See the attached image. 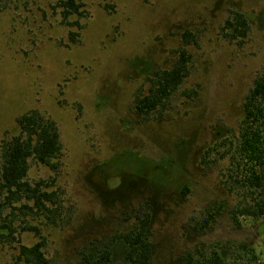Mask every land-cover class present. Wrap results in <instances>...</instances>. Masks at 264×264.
Listing matches in <instances>:
<instances>
[{
	"label": "rangeland",
	"instance_id": "rangeland-1",
	"mask_svg": "<svg viewBox=\"0 0 264 264\" xmlns=\"http://www.w3.org/2000/svg\"><path fill=\"white\" fill-rule=\"evenodd\" d=\"M59 1L0 4V145L24 114L53 120L58 171L32 160L28 179L54 178L64 205L59 225L4 209L0 264H27L17 261L19 247L40 240L28 226L40 228L52 264H79L93 246L109 247V264H122L117 238L146 213L149 264H185L188 253L264 264V217L237 215L242 197L223 185L230 156L222 158L223 148L206 155L238 133L264 67V0H78L84 14L70 16L71 26ZM232 11L250 24L242 42L224 38ZM181 55L187 74L179 88L158 110L138 113L149 79Z\"/></svg>",
	"mask_w": 264,
	"mask_h": 264
},
{
	"label": "trees",
	"instance_id": "trees-1",
	"mask_svg": "<svg viewBox=\"0 0 264 264\" xmlns=\"http://www.w3.org/2000/svg\"><path fill=\"white\" fill-rule=\"evenodd\" d=\"M4 1L0 0V4ZM57 6L63 8L62 19L70 26L73 25L68 20L70 16L84 14V4L78 0H60ZM222 29L225 32L224 38L239 39L242 42L250 30V24L244 14L232 11ZM179 59L172 69L155 71L154 76L149 79L148 94L135 103L134 108L138 113L146 115L158 110L159 106L166 104L176 92L187 74L186 58L181 55ZM243 110L244 116L239 123L238 133L223 143L208 148L206 155L217 152L219 148L225 150L221 156H230V163L224 174L223 185L229 193L234 194L237 190L243 200L236 209L237 215L261 218L264 217V67L256 75L253 86L244 99ZM17 123L18 133L3 140L0 145V213L10 208L12 213L19 211L40 216L49 224L59 225L64 205L59 190L52 189L56 184L55 179L35 182L28 179L32 160L54 172L58 171V164L53 162L62 154L58 127L53 120L38 111L20 116ZM186 191L187 189H184L183 194ZM222 209L223 204H219L214 213L208 215L206 223L214 222ZM138 220L139 224L133 231L117 238L125 243L122 264H149L152 245L147 231L151 215L146 213ZM234 220L236 224H240L237 216H234ZM23 230L33 231L40 240L30 247L21 245L17 261L27 264H52L43 251L45 242L40 228L28 226ZM111 259L112 250L109 247L93 246L82 253L79 264H109ZM186 264L224 262L217 253L212 259L204 262L188 253Z\"/></svg>",
	"mask_w": 264,
	"mask_h": 264
},
{
	"label": "flooded vegetation",
	"instance_id": "flooded-vegetation-1",
	"mask_svg": "<svg viewBox=\"0 0 264 264\" xmlns=\"http://www.w3.org/2000/svg\"><path fill=\"white\" fill-rule=\"evenodd\" d=\"M244 218H247V217H244ZM124 250V249H123ZM221 259L223 260V257L221 256ZM186 260H187V258H186ZM224 261V260H223ZM186 264V263H185Z\"/></svg>",
	"mask_w": 264,
	"mask_h": 264
}]
</instances>
